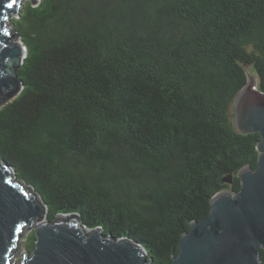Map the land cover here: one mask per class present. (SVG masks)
I'll use <instances>...</instances> for the list:
<instances>
[{
    "label": "trees",
    "instance_id": "trees-1",
    "mask_svg": "<svg viewBox=\"0 0 264 264\" xmlns=\"http://www.w3.org/2000/svg\"><path fill=\"white\" fill-rule=\"evenodd\" d=\"M19 9L10 23L26 55L19 93L0 106V162L42 199L45 219L76 214L172 264L211 197L236 195L237 173L256 168L260 137L236 129L234 99L248 74L264 93V0Z\"/></svg>",
    "mask_w": 264,
    "mask_h": 264
},
{
    "label": "water",
    "instance_id": "water-1",
    "mask_svg": "<svg viewBox=\"0 0 264 264\" xmlns=\"http://www.w3.org/2000/svg\"><path fill=\"white\" fill-rule=\"evenodd\" d=\"M26 1L33 6L39 2L16 0L8 8L10 0H0V106L20 90L16 71L26 50L16 42L14 25L7 24ZM234 124L241 134L259 135L256 168L237 173L236 195L222 191L211 197L204 219L191 222L181 235L172 264H259L264 250V93L252 74L235 96ZM44 214L42 199L14 181L8 165L0 162V264H16L12 254L25 228L33 229L35 240L21 264H152L140 245L106 238L100 228L87 229L76 214H58L53 221Z\"/></svg>",
    "mask_w": 264,
    "mask_h": 264
},
{
    "label": "rangeland",
    "instance_id": "rangeland-1",
    "mask_svg": "<svg viewBox=\"0 0 264 264\" xmlns=\"http://www.w3.org/2000/svg\"><path fill=\"white\" fill-rule=\"evenodd\" d=\"M9 24H10V22L7 25L9 26ZM16 42L20 43L19 40H17ZM31 231H33V229L25 228L21 232V236L19 237V240L17 241L16 248L13 251V254H12V260L16 264H21V262L23 260V257L25 255L24 242H25V239L27 238V236L29 235V233Z\"/></svg>",
    "mask_w": 264,
    "mask_h": 264
},
{
    "label": "snow or ice",
    "instance_id": "snow-or-ice-1",
    "mask_svg": "<svg viewBox=\"0 0 264 264\" xmlns=\"http://www.w3.org/2000/svg\"><path fill=\"white\" fill-rule=\"evenodd\" d=\"M16 3V0H10V2L7 4L8 8H12ZM4 19H7V16L3 17Z\"/></svg>",
    "mask_w": 264,
    "mask_h": 264
},
{
    "label": "bare ground",
    "instance_id": "bare-ground-1",
    "mask_svg": "<svg viewBox=\"0 0 264 264\" xmlns=\"http://www.w3.org/2000/svg\"><path fill=\"white\" fill-rule=\"evenodd\" d=\"M38 201H39V198L37 197Z\"/></svg>",
    "mask_w": 264,
    "mask_h": 264
}]
</instances>
